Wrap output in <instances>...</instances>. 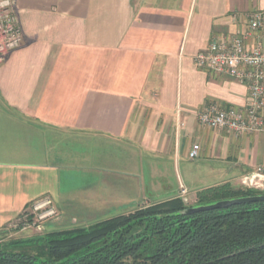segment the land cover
<instances>
[{
  "label": "crops",
  "instance_id": "0c3cea01",
  "mask_svg": "<svg viewBox=\"0 0 264 264\" xmlns=\"http://www.w3.org/2000/svg\"><path fill=\"white\" fill-rule=\"evenodd\" d=\"M12 1L23 42L0 63V231L44 197L61 220L43 225L46 234L180 198L126 210L132 197L97 194L84 180L96 168L82 163L96 145L169 163L179 192L193 196L264 170V132L235 136L197 122L210 103L242 108L245 86L194 63L213 38L238 33L242 15L264 11V0Z\"/></svg>",
  "mask_w": 264,
  "mask_h": 264
},
{
  "label": "trees",
  "instance_id": "16d2710c",
  "mask_svg": "<svg viewBox=\"0 0 264 264\" xmlns=\"http://www.w3.org/2000/svg\"><path fill=\"white\" fill-rule=\"evenodd\" d=\"M222 185L198 192L195 206L249 197ZM180 198L142 206L89 228L0 245V264H264V202L193 215Z\"/></svg>",
  "mask_w": 264,
  "mask_h": 264
},
{
  "label": "built area",
  "instance_id": "2783aa9c",
  "mask_svg": "<svg viewBox=\"0 0 264 264\" xmlns=\"http://www.w3.org/2000/svg\"><path fill=\"white\" fill-rule=\"evenodd\" d=\"M237 19L236 16H234ZM239 32L226 37L213 38L207 47L194 57L196 67L215 74L229 76L243 84L247 91L246 104L238 109L210 103L197 113L201 127L229 134L250 135L264 132V11H252L241 16ZM23 42L17 12L12 0H0V63ZM200 147L194 144L188 159L195 160ZM263 169L241 178L244 187L252 185ZM184 203L186 191L181 189ZM52 200L41 198L32 203L12 225L14 230L36 229L57 218Z\"/></svg>",
  "mask_w": 264,
  "mask_h": 264
},
{
  "label": "rangeland",
  "instance_id": "374dc122",
  "mask_svg": "<svg viewBox=\"0 0 264 264\" xmlns=\"http://www.w3.org/2000/svg\"><path fill=\"white\" fill-rule=\"evenodd\" d=\"M88 143L89 141H86V144ZM91 144L94 143L90 142L89 145ZM101 144L99 143V145ZM93 149L89 150L86 148L83 150L85 154L83 155L84 161L82 163H84L85 168H96V176L85 175L84 180L86 182L96 181L97 194H102L103 196H106V194L120 195L124 196L126 200L132 197V205L129 202L121 205L126 210L131 208L135 210L143 202V199L154 202L155 200H166L173 196V193L178 192L181 194L177 189L176 174L169 163H159L155 160V157L146 155L144 152L136 150L135 147L125 151L123 149L112 150L108 145H96ZM91 151L96 152L95 155H92ZM254 183L258 184L259 188L256 189L253 185L247 188L239 183V186L234 189L251 190L258 194H264V174L259 178H255L253 180ZM140 190H142V194H140ZM184 199L186 206H195V196L192 193L187 192ZM143 206L146 205L144 204ZM119 214L121 213L110 212L103 215L97 213L96 219L79 221L72 228H89ZM56 220H58V217L42 224L41 231L33 228L17 232L14 229L0 231V245L13 240H23L44 235L49 230L48 228L44 230L43 225L51 224ZM60 221L59 219L58 222ZM58 222L56 221V223Z\"/></svg>",
  "mask_w": 264,
  "mask_h": 264
},
{
  "label": "water",
  "instance_id": "95a60500",
  "mask_svg": "<svg viewBox=\"0 0 264 264\" xmlns=\"http://www.w3.org/2000/svg\"><path fill=\"white\" fill-rule=\"evenodd\" d=\"M264 202V195H256V196H249V197H241L235 198L230 200H221L218 202H214L208 205H201V206H193L185 209L184 211L180 212V215H193L208 211L214 210H225L232 206L237 205H245V204H255V203H262Z\"/></svg>",
  "mask_w": 264,
  "mask_h": 264
}]
</instances>
